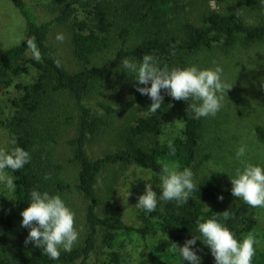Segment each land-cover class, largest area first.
<instances>
[{"label":"trees","instance_id":"obj_1","mask_svg":"<svg viewBox=\"0 0 264 264\" xmlns=\"http://www.w3.org/2000/svg\"><path fill=\"white\" fill-rule=\"evenodd\" d=\"M12 1L25 18L26 27L22 39L0 53V87L11 85L14 76L23 74L31 75L32 80L17 84L20 94L11 100L15 111L6 119L0 118V124L9 127L16 140L11 150L22 147L31 159L17 171L7 170L16 191L0 196V236L9 247L4 248L0 264H92L101 231L107 249H111L121 233H137L145 239L161 235L159 243L164 249L173 243L182 246L186 239L199 235L197 221L208 219H217L228 227L238 241L254 234L258 208L233 197L228 184L200 176L198 160L206 117L196 119L194 113L188 112L190 101H175L162 90V107L152 114L150 98L139 92L118 106L103 100L92 101L91 97L113 79L125 58L139 63L143 55L149 54L157 58L161 68L167 65L169 69H183L200 52L216 48L230 52L238 46L264 41V0H254V7L247 8L238 1L222 9L208 4L202 7L204 2L200 0L195 5L184 0H63L50 19H40L28 0ZM198 6L204 8L201 11L197 8L201 18H192ZM250 8L260 9L263 19L249 21L245 13ZM55 24L69 25L73 53L80 64L78 70H70L50 48L48 38ZM32 37L41 52V62L32 59L27 48L26 39ZM57 60L60 67L55 63ZM123 75L132 78L131 74ZM62 95L76 110L70 142L72 159L79 166L76 187L88 201V230L83 244L70 252L61 250L59 259L53 260L40 248L25 246L29 229L21 227L20 213L29 206L32 190L54 195L69 187L61 178L62 165H56L53 150V142L61 134L59 122L57 118L52 120V115L60 111L62 104L57 103ZM100 109L103 116L98 114ZM128 111L132 118L120 126L117 147L93 156L88 144L103 132L112 116ZM173 117L184 121L183 136L169 144L161 143L159 136L165 122ZM254 130L264 142V126L257 124ZM170 162L176 163L180 171L189 168L193 172L197 190L188 203L163 201L154 212L142 211L138 226L125 223L118 213L100 214L98 184L106 166L137 165L160 174L162 166ZM46 174H50V179H45ZM220 195L222 201L218 199ZM225 200L233 204L227 205ZM226 210L230 213L227 220L223 218ZM11 234L18 236L11 240ZM254 248L252 264H264V251L258 242ZM194 250L201 256V264H215L210 248L202 240H197ZM173 254L179 263L172 264H189L178 253ZM109 255L115 263L120 262L117 252L110 250Z\"/></svg>","mask_w":264,"mask_h":264},{"label":"rangeland","instance_id":"obj_2","mask_svg":"<svg viewBox=\"0 0 264 264\" xmlns=\"http://www.w3.org/2000/svg\"><path fill=\"white\" fill-rule=\"evenodd\" d=\"M34 7L40 19L52 18L56 7L63 0H28ZM213 8H228L233 4L243 3L245 7L252 5L254 0H200ZM182 2L196 4V0H184ZM238 4V3H237ZM195 7L192 18H201L199 14L204 8ZM197 8L200 10L197 11ZM245 16L249 21H260L263 15L260 9L250 8ZM249 9V10H250ZM201 20V19H199ZM26 20L14 5L12 0H0V53L6 48L18 43L24 36ZM57 34H63L65 39L61 43L56 40ZM48 43L54 53L69 67L75 71L80 64L75 58L71 42V31L67 24L53 25ZM197 66L199 69H215L219 65L222 69L221 79L231 88L224 93L223 107L214 116L206 117L205 136L201 142L199 156L200 176L216 178L228 184L232 188L231 178L235 176L236 169H243L246 163L264 168V142L255 133L257 124L264 126V41L250 46H238L230 52L220 48L200 52L192 57L189 66ZM124 71L117 69L111 81L103 84L92 97V101L103 100L115 106L122 105L136 94L134 78L126 79ZM125 77V78H124ZM9 86L0 87V118L6 119L14 113L15 106L11 101L20 94L18 83H26L32 80L29 74L14 76ZM143 87V85H141ZM62 107L58 113L53 114L52 120L59 122L60 136L53 142L56 165L61 164V178L69 187L54 195H59L66 206L74 213V227L78 231L79 239L74 245L84 243L87 234L86 208L88 201L79 192L78 164L72 159L73 147L70 138L74 134L76 113L71 102H67L65 96L58 97ZM132 118V113L122 112L109 119V123L103 132L88 144V149L93 156L101 155L117 147L119 137L117 135L120 126ZM65 122V123H64ZM184 121L180 118H169L159 136L161 143L169 144L178 137L183 136ZM13 133L7 126L0 124V150L11 151ZM246 147L243 157L237 159L236 152L241 147ZM169 166L176 163H166ZM179 170V169H178ZM7 171V170H6ZM219 171V172H218ZM9 173V172H8ZM10 175V173H9ZM148 168L137 165L106 166L100 177L98 193L100 197L99 212L101 215L118 213L125 223L138 226L139 215L143 210L136 208L135 204L139 195L144 193V179H149L153 190L160 194L159 177ZM143 178V179H142ZM130 192V195L128 196ZM10 194L4 185L0 184V196ZM163 201H159L160 208ZM225 204H233L231 200H225ZM156 208V209H157ZM258 225L254 230L259 248L264 251V207L257 211ZM18 233V232H16ZM103 231L97 237L92 264H172L179 263L173 248H162L161 235L142 238L137 233H121L114 241L113 246L106 248L102 239ZM9 235H7L8 237ZM17 234H11L9 238L14 240ZM17 238V237H16ZM5 238L0 236V256L5 253L7 246ZM6 249H9L7 246ZM108 250V251H107ZM115 251L120 256V262L115 263L109 255V251Z\"/></svg>","mask_w":264,"mask_h":264},{"label":"clouds","instance_id":"obj_3","mask_svg":"<svg viewBox=\"0 0 264 264\" xmlns=\"http://www.w3.org/2000/svg\"><path fill=\"white\" fill-rule=\"evenodd\" d=\"M64 39L63 34H57V41L62 43ZM26 43L31 58L41 62L42 56L35 38L26 39ZM55 63L60 67L59 60ZM158 64L157 58L149 54L143 55L139 63L125 58L120 64V70L134 78L136 91L150 98L149 110L152 114H156L162 107V90L175 101H190L188 112L194 113L196 119L214 117L223 107L224 93L231 87L222 81L223 69L219 65L215 69H199L195 65L183 69H169L167 65L161 68ZM261 87L264 88V84H261ZM98 114L103 116V110H98ZM11 143L16 145V140L13 139ZM245 153L246 147L241 146L236 152L237 159ZM30 159V153L19 146L13 147L10 152L0 150V184L10 193L16 191V185L6 170L17 171ZM178 167L168 164L162 166L158 175V186L161 189L159 195L153 190L151 177L144 179L145 190L139 195L136 208L151 213L156 210L159 201L174 200L178 205L188 203L192 193L197 190V185L194 183L191 169L184 168L180 171ZM45 179H50V174H46ZM231 184L233 197L242 199L253 208L264 207V168L246 163L243 169H236ZM30 199L29 206L20 213L21 227L29 229L24 244L40 248L43 254L53 260L59 259L61 250L70 252L79 239L78 231L74 227V213L59 195L32 190ZM218 199L222 201L223 196H218ZM229 217V211H224L223 218L227 220ZM197 226L199 235L186 239L182 246L176 243L172 245L173 251L179 254L182 261L201 264L202 258L194 250L197 240L200 239L210 248L215 264H252L255 255L254 244L257 243L254 234L249 233L242 241H238L233 232L217 219L197 221Z\"/></svg>","mask_w":264,"mask_h":264}]
</instances>
